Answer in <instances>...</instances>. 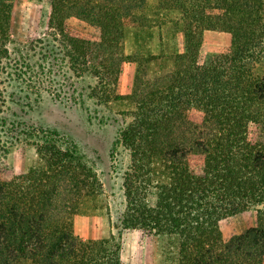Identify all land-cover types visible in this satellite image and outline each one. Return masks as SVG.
<instances>
[{"label":"trees","instance_id":"trees-1","mask_svg":"<svg viewBox=\"0 0 264 264\" xmlns=\"http://www.w3.org/2000/svg\"><path fill=\"white\" fill-rule=\"evenodd\" d=\"M14 1L0 0V57ZM44 1L94 96L132 108L118 138L129 155L125 206L82 239L75 216L100 207L104 184L74 141L45 132L14 162L0 153V264H122L125 229L162 241L160 264H264V0ZM70 18L99 36L67 33ZM210 30L228 43L206 55ZM129 61L137 68L123 96ZM249 210L254 223L226 239L221 222Z\"/></svg>","mask_w":264,"mask_h":264},{"label":"rangeland","instance_id":"rangeland-1","mask_svg":"<svg viewBox=\"0 0 264 264\" xmlns=\"http://www.w3.org/2000/svg\"><path fill=\"white\" fill-rule=\"evenodd\" d=\"M51 16L52 8L44 0L14 1L9 53L0 57V138L9 141L0 146V153L14 162L27 143L50 131L74 141L104 184L100 207L75 216L76 233L96 239L119 221L125 206L123 173L129 155L118 138L132 108L125 100L101 102L94 96L95 79L88 72H75L68 54L70 40L53 26ZM66 32L82 38L99 36L96 28L77 18L67 20ZM227 43L225 32L207 31L204 52L210 55ZM133 51V31L128 27L125 53ZM136 68L135 62L125 63L121 95L132 92ZM255 215L249 210L224 219L225 238L251 226ZM121 256L123 264H160L162 241L140 229H125Z\"/></svg>","mask_w":264,"mask_h":264},{"label":"crops","instance_id":"crops-1","mask_svg":"<svg viewBox=\"0 0 264 264\" xmlns=\"http://www.w3.org/2000/svg\"><path fill=\"white\" fill-rule=\"evenodd\" d=\"M77 223H78V218L75 219V229H76V225H77ZM80 233H81V232H80ZM79 236H80L82 239L89 240V238H88L87 236H84L83 234H80ZM122 264H123V262H122Z\"/></svg>","mask_w":264,"mask_h":264}]
</instances>
